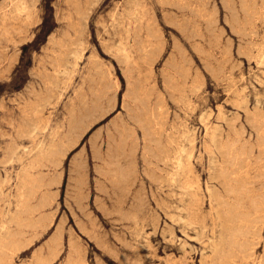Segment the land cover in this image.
<instances>
[{"label":"rangeland","instance_id":"374dc122","mask_svg":"<svg viewBox=\"0 0 264 264\" xmlns=\"http://www.w3.org/2000/svg\"><path fill=\"white\" fill-rule=\"evenodd\" d=\"M249 1L260 15L254 36L242 38L221 0H0V237L21 170L49 146L57 164L39 170L54 179L42 212L52 221L37 238L24 235L9 264L46 256L57 228L52 264L77 255L86 264H211L208 240L225 196L218 178L233 170L248 191L264 183V154L243 164L228 155L249 131L235 141L226 124L245 125L243 105L264 109V8ZM232 5L241 16L239 1ZM122 47L130 60L120 59ZM256 255L258 264L264 244Z\"/></svg>","mask_w":264,"mask_h":264},{"label":"bare ground","instance_id":"6f19581e","mask_svg":"<svg viewBox=\"0 0 264 264\" xmlns=\"http://www.w3.org/2000/svg\"><path fill=\"white\" fill-rule=\"evenodd\" d=\"M182 1V0H181ZM245 0L242 1V3ZM261 1V0H260ZM226 2V1H225ZM230 2V1H228ZM262 2V1H261ZM232 3V2H231ZM22 4V3H21ZM227 4V2H226ZM229 4V3H228ZM240 5V3H239ZM5 6V5H4ZM179 6V5H178ZM223 6V5H222ZM226 6V5H225ZM232 6V5H229ZM242 6V5H241ZM240 6V7H241ZM18 8V7H17ZM202 8V7H201ZM227 8V6H226ZM231 8V7H230ZM229 8V12L232 10ZM249 8V7H248ZM247 8V10H248ZM264 8V6H262ZM3 9V8H2ZM246 9V8H244ZM251 9V16L248 18V21L244 22L245 32H248L249 35L253 33L254 36V27L253 22L256 20L257 15H260L254 12L255 8ZM14 10V8H13ZM12 10V11H13ZM228 10V9H227ZM234 10V9H233ZM243 11V10H241ZM249 11V10H248ZM245 12V11H244ZM15 13V12H13ZM234 13V12H233ZM242 13V12H241ZM247 13V12H246ZM243 15V14H242ZM245 15V14H244ZM248 15V14H247ZM232 16V15H230ZM235 16V15H234ZM8 17V16H7ZM247 17V16H246ZM232 18V17H231ZM234 18V17H233ZM264 18V17H262ZM243 19V18H242ZM2 20V19H1ZM240 21V20H239ZM235 24V21H232ZM231 23V22H230ZM238 23V22H237ZM21 25V24H20ZM236 26V25H234ZM239 26V24L237 25ZM233 28V27H232ZM240 29V27H239ZM20 30V29H19ZM236 31V30H235ZM239 31V30H238ZM6 32V31H5ZM237 33V31H236ZM6 34V33H5ZM264 34V33H262ZM241 36V35H240ZM256 36V35H255ZM244 37V36H243ZM247 37V36H246ZM245 38V37H244ZM73 41V40H72ZM71 41V42H72ZM76 41V40H75ZM79 42V41H78ZM264 42V41H262ZM77 43V42H76ZM61 44V43H60ZM72 45V43H71ZM75 46V44L73 43ZM120 45V44H119ZM54 46V45H53ZM122 46V45H121ZM58 47V46H57ZM62 47V45H61ZM59 46V48H61ZM76 47V46H75ZM75 47L72 48L75 51ZM148 45L141 46L140 50L145 51ZM64 48V47H63ZM67 49V47H66ZM56 50V49H55ZM68 51H70L68 46ZM53 51V50H51ZM57 51V50H56ZM59 51V50H58ZM120 52V59L124 61L130 60V52L127 48H123ZM54 52V51H53ZM51 54H54V53ZM62 52V51H61ZM66 52V51H65ZM250 52V51H249ZM50 53V52H49ZM71 53V52H70ZM63 54V53H62ZM61 54V55H62ZM118 54V52H117ZM199 54V53H198ZM56 55V54H55ZM58 55V54H57ZM56 55V56H57ZM68 55V54H66ZM64 55V56H66ZM119 55V54H118ZM59 56V55H58ZM63 56V55H62ZM63 56V57H64ZM264 58V55L261 56ZM67 59V58H65ZM59 61V60H58ZM64 61V60H62ZM61 61V62H62ZM123 61V62H124ZM48 62H51V60ZM60 62V63H61ZM122 62V63H123ZM54 63V61H53ZM58 64V63H57ZM125 64V62H124ZM238 65V64H237ZM47 66V65H46ZM49 66V65H48ZM58 66V65H57ZM44 70H46L44 68ZM59 72V71H58ZM64 72V71H63ZM60 74V73H58ZM57 74V75H58ZM98 75V74H97ZM102 75V74H100ZM99 75V77H100ZM187 75V74H186ZM107 76V75H106ZM185 76V75H184ZM102 77V76H101ZM109 77V76H108ZM107 77V78H108ZM103 78L102 79L103 82ZM106 78V77H105ZM104 78V79H105ZM98 79V80H99ZM106 81V80H105ZM59 82V81H58ZM100 82V81H99ZM101 82V83H102ZM53 83V82H52ZM32 89V88H31ZM47 89V88H46ZM133 95L137 99L139 97L138 89L131 87ZM34 92V91H33ZM32 92V94H33ZM48 92H51L50 90ZM130 92V91H129ZM129 95H131V93ZM36 93V92H35ZM39 93V91H38ZM52 93V92H51ZM28 94V93H27ZM41 94V93H40ZM46 94V92H45ZM34 95V94H33ZM37 96V94H35ZM43 95V94H42ZM53 95V94H52ZM30 96V95H29ZM38 97V96H37ZM49 97V96H48ZM41 98V97H40ZM52 98V97H51ZM145 98V97H144ZM29 100V99H28ZM42 100V99H41ZM44 100V99H43ZM46 100V99H45ZM134 100V98H133ZM140 100V99H139ZM49 101V99H48ZM142 101V100H141ZM145 101V100H143ZM29 102V101H28ZM147 102V101H146ZM36 103V102H35ZM137 103V102H136ZM145 104V103H144ZM44 106V105H43ZM143 106V105H142ZM148 107V105H147ZM155 108V107H154ZM149 109V108H148ZM153 109V108H152ZM242 110V117L245 118V125H237L238 118L233 119L231 122H228L227 133L234 138V140H239L245 133V130L249 131V140L242 145L241 149L237 148V142H234L229 149V156L233 158L232 164H243L248 155L257 150V152L264 154V109L261 108V105L256 102L253 107L247 108L243 105L240 107ZM145 110V109H144ZM139 111V110H138ZM137 111V112H138ZM150 111V110H149ZM156 110H153V112ZM28 112V111H27ZM41 112V111H40ZM126 113V112H125ZM138 114V113H136ZM150 114V113H149ZM83 115V114H82ZM133 115V114H132ZM146 115V114H145ZM80 116V115H79ZM87 116V115H86ZM151 116V115H150ZM149 116V117H150ZM36 117V116H35ZM131 117V116H130ZM139 117V115H138ZM154 117V116H153ZM159 115L157 114V118ZM31 118V117H30ZM85 118V117H84ZM132 118V117H131ZM144 118V117H143ZM156 118V117H155ZM154 118V119H155ZM27 120V119H26ZM71 120V119H70ZM88 120V119H87ZM161 120V118L159 119ZM158 120V122H159ZM218 120V119H217ZM220 120V119H219ZM30 121V119H29ZM72 121V120H71ZM148 121V120H147ZM207 121V120H206ZM222 121V120H221ZM34 123L36 122L33 121ZM42 122V121H41ZM157 122V120H156ZM220 122V121H219ZM24 122L22 121V124ZM70 125L71 123L68 122ZM154 123V122H153ZM152 123V125H153ZM33 124V123H32ZM41 124V123H40ZM137 124V123H136ZM146 124V123H145ZM159 124V123H156ZM125 124H122V126ZM138 125V124H137ZM151 125V123H150ZM151 125V126H152ZM26 126V124H25ZM80 126V125H79ZM143 126V125H142ZM147 126V124H146ZM32 127V126H30ZM68 127H70L68 125ZM74 127V126H72ZM85 127V126H84ZM136 127V126H135ZM138 127V126H137ZM149 127V125H148ZM43 128V127H42ZM152 128V127H151ZM183 128V127H182ZM31 129V128H30ZM34 129V128H33ZM74 129V128H73ZM76 129V128H75ZM123 129V127H122ZM127 129V128H126ZM72 130V129H71ZM77 130V129H76ZM121 130V129H120ZM124 130V129H123ZM147 130V129H146ZM220 130V129H219ZM219 130L214 128L212 134H218ZM25 131V130H23ZM125 131V130H124ZM128 131V130H127ZM142 131V130H141ZM150 131V128H149ZM152 131V130H151ZM221 131V130H220ZM30 132V131H29ZM32 132V131H31ZM131 132V131H130ZM145 132V131H144ZM178 132V131H177ZM25 136L27 135L26 132ZM125 132H123L124 134ZM127 133V132H126ZM129 133V132H128ZM127 133V134H128ZM148 134V131L146 132ZM145 133V135H146ZM120 134V133H119ZM131 134V133H130ZM151 134V133H149ZM29 135V133H28ZM153 135V134H152ZM119 136V135H118ZM121 136V135H120ZM128 136V135H127ZM148 136V135H147ZM124 137V136H122ZM132 137V136H131ZM150 137V136H149ZM219 138V136H217ZM216 137V139H217ZM226 137V136H225ZM224 137V138H225ZM121 138V137H120ZM128 138V137H127ZM130 138V135H129ZM146 138V136L144 137ZM248 138V137H247ZM134 139V138H133ZM150 139V138H149ZM158 139V138H157ZM156 140V138H155ZM175 140V139H174ZM220 140V139H219ZM226 140V139H225ZM251 140H254L251 142ZM122 141L123 138H122ZM152 141V140H151ZM151 141L148 144H151ZM157 141V140H156ZM217 141V140H216ZM121 142V141H120ZM74 143V142H73ZM217 143V142H216ZM219 143V142H218ZM116 144V143H115ZM114 144V145H115ZM160 144V142L158 143ZM231 144V143H230ZM70 145V144H69ZM122 145V144H121ZM162 145V144H161ZM168 145V144H167ZM170 145V143H169ZM219 145V144H218ZM216 145V146H218ZM62 146V145H61ZM118 146V145H117ZM126 146V144H124ZM147 146V145H146ZM145 146V147H146ZM215 146V147H216ZM57 147V146H56ZM65 147V146H64ZM113 147V146H112ZM116 147V146H115ZM123 147V146H121ZM170 147V146H169ZM219 147V146H218ZM63 148V147H61ZM68 148V147H67ZM117 148V147H116ZM115 148V150H116ZM119 148V147H118ZM149 148V147H148ZM160 148L163 149V146ZM159 148V149H160ZM165 148V146H164ZM171 148V147H170ZM64 149V148H63ZM66 149V148H65ZM153 150L156 148H152ZM160 149V150H162ZM23 150V149H22ZM25 150V149H24ZM120 150V148H119ZM124 150V149H123ZM152 150V151H153ZM158 150V149H157ZM159 150V151H160ZM117 151V150H116ZM151 151V150H150ZM165 151V150H164ZM60 152V151H59ZM148 152V151H147ZM157 152V151H156ZM161 152V151H160ZM56 153L55 149L49 146L44 153H38L32 163L29 166H26L21 170V173L17 179V188L15 192V212L8 219L7 225L2 226L3 236L0 237V264H9L10 259L15 257L19 251L26 245L24 241V235L30 234L28 240L32 238H37V233L44 231L47 226L50 225L52 221V214H42L44 209L51 205L53 198L50 193L47 191L49 186L52 185V180L46 179L47 176L40 173L39 170L42 167L49 165L50 167H55L57 164L51 161L50 157ZM111 153V152H110ZM122 153V152H121ZM14 154V153H13ZM63 154V151H62ZM66 154V153H65ZM108 154V153H107ZM148 154V153H146ZM165 154V152H164ZM169 154V153H168ZM12 155V154H11ZM59 155V154H58ZM61 155V154H60ZM113 155V154H112ZM120 155V154H119ZM118 155V156H119ZM150 155H153L151 153ZM160 155V154H159ZM163 155V154H162ZM167 155V154H166ZM223 155V154H220ZM226 155V153H225ZM106 156V155H104ZM111 156V155H110ZM124 156V154H123ZM129 156V155H128ZM156 156V154H155ZM155 156H152L153 158ZM170 156V155H169ZM59 157V156H58ZM64 157V156H63ZM113 157H116L113 156ZM145 157V156H144ZM159 157V156H158ZM165 157V156H164ZM168 157V156H167ZM219 157V156H218ZM224 157V155H223ZM227 157V156H226ZM107 159V157H105ZM112 158V157H110ZM123 158V157H119ZM118 158V159H119ZM129 158V157H128ZM157 158V157H156ZM169 158V157H168ZM230 158V159H231ZM253 158V157H252ZM117 159V158H115ZM125 159V157H124ZM145 159V158H144ZM151 159V158H150ZM155 159V158H154ZM161 159V158H160ZM225 159V158H224ZM227 159V158H226ZM159 160V159H158ZM251 160V159H249ZM108 161V160H107ZM111 161V160H110ZM109 161V162H110ZM122 161V160H120ZM126 161V160H125ZM131 161V160H130ZM146 161V160H145ZM182 161V160H181ZM220 161V160H219ZM253 161V159H252ZM108 162V164H109ZM159 162V161H158ZM162 162V161H161ZM221 162V161H220ZM229 162V161H228ZM118 163V162H115ZM121 163V162H120ZM131 163V162H130ZM160 163V162H159ZM165 163V162H164ZM163 163V164H164ZM223 163V162H222ZM227 163V161H226ZM224 163V164H226ZM231 163V162H230ZM47 164V165H46ZM114 164V163H112ZM125 164V163H124ZM127 164V162H126ZM129 164V161H128ZM162 164V165H163ZM166 164V163H165ZM174 164V163H173ZM215 164V162H214ZM106 165V163H105ZM131 165V164H129ZM189 166V165H187ZM230 166V165H229ZM251 166V165H250ZM254 166V165H253ZM113 167V166H112ZM126 167V166H125ZM184 167V166H183ZM106 168V167H105ZM130 168V167H129ZM215 168V167H214ZM218 168V167H217ZM231 168V167H230ZM111 170V168H109ZM117 169V168H116ZM244 169V168H243ZM242 169V170H243ZM246 169V168H245ZM254 169V168H252ZM251 169V170H252ZM107 170V169H106ZM127 170V169H126ZM241 170V171H242ZM259 170V169H258ZM113 170H111L112 172ZM125 171V170H124ZM131 171V170H130ZM163 171V170H162ZM223 171V170H222ZM250 171V169L248 170ZM182 172V171H181ZM247 172V171H246ZM108 173V172H107ZM118 173V172H117ZM121 173V172H119ZM118 173V174H119ZM127 174V171L125 172ZM123 173V174H125ZM217 173V170L215 174ZM257 173V172H256ZM183 174V173H182ZM117 175V174H116ZM129 175V174H127ZM166 175V173H165ZM186 175V173H185ZM115 176V173H114ZM118 176V175H117ZM123 176V175H122ZM150 176V175H149ZM148 176V177H149ZM154 176V175H153ZM130 177V175H129ZM235 177V172L229 170L220 175L218 181L225 187V196L219 198L217 203V222L215 224V232L209 238L208 250L211 255V264H257V255L256 248L260 244H264V235H262V227H264V183H261L258 187H255L252 191H248L244 183L238 181ZM242 177V176H241ZM111 178V177H110ZM153 178V177H152ZM158 178V177H157ZM156 178V179H157ZM116 179V178H115ZM119 179V178H118ZM125 179V178H122ZM189 179V178H188ZM114 180V179H112ZM117 180V179H116ZM126 180V179H125ZM122 181V180H120ZM126 182V181H124ZM179 182V180H178ZM115 183V182H114ZM123 183V182H122ZM189 183V182H188ZM79 184V183H78ZM113 184V183H112ZM126 184V183H125ZM178 184V183H177ZM127 185V184H126ZM125 185V186H126ZM79 186V185H77ZM114 186V185H113ZM131 186V185H130ZM122 187V186H121ZM120 187V188H121ZM217 187V186H216ZM119 188V187H118ZM117 188V189H118ZM179 188V186L177 187ZM113 189V188H112ZM259 189V191H258ZM121 190V189H120ZM116 191V190H115ZM122 191V190H121ZM126 191V190H124ZM123 192V191H122ZM129 192V189L128 191ZM126 193V192H123ZM118 194V192H117ZM122 194V193H121ZM124 195V194H123ZM189 195V194H188ZM115 196V195H114ZM120 196V195H119ZM216 196V195H215ZM125 197V196H124ZM120 198V197H116ZM115 198V199H116ZM188 199V198H187ZM119 200V199H117ZM120 201V200H119ZM140 203V202H139ZM185 204V203H184ZM145 205V204H144ZM116 211V210H114ZM183 211V210H181ZM120 212V211H119ZM184 212V211H183ZM121 213V212H120ZM122 214V213H121ZM131 215V214H130ZM122 217V216H121ZM132 217V215H131ZM180 218V217H179ZM133 219V217H132ZM135 219V218H134ZM157 221V220H156ZM183 221V220H181ZM188 222V221H187ZM15 226L19 229L16 233H11L9 226ZM191 225V224H190ZM202 231V230H201ZM202 233V232H201ZM59 229H56L55 235L50 241L47 247V255H34L32 257L31 264H52V262L58 257L59 254ZM71 242V241H70ZM70 243V247H71ZM73 250V248H72ZM79 250V249H78ZM74 252V251H73ZM78 253V252H77ZM79 254V253H78ZM67 264H86L84 258L81 255L70 256L68 257ZM258 264H264V258L258 262Z\"/></svg>","mask_w":264,"mask_h":264},{"label":"crops","instance_id":"0c3cea01","mask_svg":"<svg viewBox=\"0 0 264 264\" xmlns=\"http://www.w3.org/2000/svg\"><path fill=\"white\" fill-rule=\"evenodd\" d=\"M227 2V4H226V2ZM228 1H230V2H228ZM239 1V3H240V5H239V8H240V11L241 10H243V11H241L242 13L241 14H243V15H241V16H238L236 13H235V9H234V7H233V5H232V0H221V3H222V5H223V8H226V6H227V8L226 9H228V11H230L229 10V8L232 10L231 12H229L230 13V15H232L231 17V27H233L232 29L235 31H237V34L240 36V37H242V38H244V37H248L249 36V33L248 32H245L244 30H245V26H244V22L246 21H248V18H250V16H249V14L248 13H246L247 12V10L246 9H244V8H256L254 5H253V3L252 2H250L249 0H245L243 3H242V1L243 0H238ZM262 1V2H261ZM260 2H261V6H264V0H261ZM229 3V4H228ZM226 5V6H225ZM229 5H232V6H229ZM242 5V6H241ZM241 6V7H240ZM262 8V7H261ZM234 9V10H233ZM245 11V12H244ZM234 12V13H233ZM245 14V15H244ZM248 14V15H247ZM235 15V16H234ZM247 16V17H246ZM234 17V18H233ZM243 18V19H242ZM240 20V21H239ZM232 21H235V24L232 22ZM238 22V23H237ZM239 24V26H237ZM234 25H236V26H234ZM239 27H240V29H239ZM239 30V31H238ZM235 31V32H236ZM244 36V37H243Z\"/></svg>","mask_w":264,"mask_h":264}]
</instances>
